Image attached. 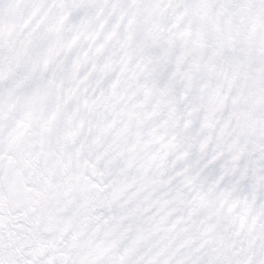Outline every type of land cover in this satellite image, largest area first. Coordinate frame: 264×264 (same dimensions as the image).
<instances>
[{"label":"snow or ice","instance_id":"obj_1","mask_svg":"<svg viewBox=\"0 0 264 264\" xmlns=\"http://www.w3.org/2000/svg\"><path fill=\"white\" fill-rule=\"evenodd\" d=\"M0 264H264V0H0Z\"/></svg>","mask_w":264,"mask_h":264}]
</instances>
